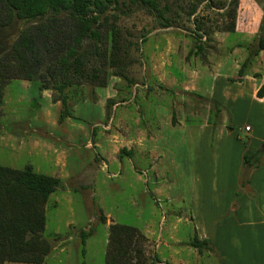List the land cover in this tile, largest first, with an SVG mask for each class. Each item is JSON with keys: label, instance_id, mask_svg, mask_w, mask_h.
Listing matches in <instances>:
<instances>
[{"label": "rangeland", "instance_id": "1", "mask_svg": "<svg viewBox=\"0 0 264 264\" xmlns=\"http://www.w3.org/2000/svg\"><path fill=\"white\" fill-rule=\"evenodd\" d=\"M121 1L125 4H121L116 11L118 20L110 18V21L119 29L120 41L127 49L121 51L123 63H127V78L110 74V51L101 49L100 58L94 59L97 67L105 62L110 72L107 84L96 87L85 79L75 81L78 84L77 93L72 95L75 91L69 90L67 99L72 116L62 110L58 92L41 88L40 81L44 79L45 75L42 73L45 66L35 80L9 79L3 85L1 94L0 164L17 169L32 164L35 171L43 174L52 176L54 172L61 171L67 175L65 188L53 193L45 206L46 223L43 234L53 244L51 253L45 257L46 264H105L108 225L112 220L133 225L140 230L146 223L149 224L150 237H146L145 245L151 264H220L218 254L207 248L198 250L174 244L162 246V237L170 236V233L166 235L165 227L176 219L167 213L168 209L183 213L186 208H190L189 199L191 190L194 189L195 177L201 178L205 170L209 173L203 175L202 184H196L195 194L199 193L206 210L211 205L209 198L213 193L217 198L213 190L212 171L221 167L217 163L212 164L217 158L209 150L211 137L200 149L201 152L198 151L197 127L203 123L228 126L227 115L218 113L219 110H216L208 95L189 92L181 87L186 81L194 79L192 75H205L208 79L211 74L208 64L219 57L218 53L222 51H231L234 61L227 76L231 80L236 79L238 72L233 66L241 65L248 54L247 46L255 44V39L245 40L234 33L215 32L211 34L212 40L204 51V58L193 51L198 41L191 35L194 26L192 18L189 19L186 15L187 7L184 2L182 7L174 5L166 13L170 26L164 27V20L148 12L145 6L132 5L129 0ZM249 2L256 3L254 0H239V5L244 7ZM203 4L204 2L200 4V9ZM202 13L208 25L219 19L215 10L205 9ZM10 33L9 42L15 39L17 27H11ZM262 57L264 59V54ZM255 59L256 56L250 64ZM256 67L262 68L259 65H255ZM43 83L49 85V79L45 77ZM91 94L93 98L90 97ZM80 97L83 99L78 100ZM110 100L115 103L108 118L106 110L110 106ZM61 113L64 114L62 118ZM103 125L114 131L118 140L136 141L141 147H150L153 151L120 147L115 155L122 162L121 173L107 176L106 166L100 165L106 162L100 161V156L106 157L100 148L77 141L75 145L69 146L64 142V137L58 135L59 130L80 128L86 131V136L79 137L80 140H94L98 138L97 131ZM242 135L243 142H246L244 130ZM46 150L47 155L44 156L43 152ZM54 150L60 154L59 161ZM208 158L210 163L205 164ZM149 163L150 171H138L139 168L147 169ZM133 165L136 170L132 168ZM207 165L209 166L206 167ZM231 166L233 163H230L229 168L232 173ZM89 169L93 172L88 175L90 185L79 187L85 182L83 176ZM241 171L242 168L239 175ZM219 174L222 175L221 170ZM138 175L139 181L135 179ZM147 177H150L149 182H146ZM132 178L134 181L130 186L128 181ZM99 180L104 182V187L110 192L104 197L105 211L111 215L105 216V222H100L98 218L99 192H95V187ZM165 184L169 187L168 193L171 196L156 192L162 190V185ZM177 195L181 196L180 200H177ZM216 210L217 214L221 211ZM80 230L91 231L84 244L81 242ZM194 235L191 222H183L172 234L173 238L179 240H187ZM189 249L193 251L192 254H189ZM173 251H177V254L169 257ZM239 252L238 249L229 247L227 259L237 260ZM241 252L246 259L243 262L239 256L238 264H253L254 257L258 256L250 245ZM164 256L168 257L165 261ZM168 259L176 262L171 263Z\"/></svg>", "mask_w": 264, "mask_h": 264}, {"label": "trees", "instance_id": "2", "mask_svg": "<svg viewBox=\"0 0 264 264\" xmlns=\"http://www.w3.org/2000/svg\"><path fill=\"white\" fill-rule=\"evenodd\" d=\"M254 1L262 10V17L254 36L255 44L247 46L248 54L238 69L236 80L242 78L252 59L264 50V0ZM183 2L187 7L186 15L192 18L194 26L191 35L198 41L193 49L196 54L205 57L204 51L213 33L236 31L239 0H129L130 4L145 6L148 12L162 18L164 27L170 26L166 13L174 5L182 7ZM202 2L204 4L200 9ZM121 4L125 2L0 0V104L2 87L9 79L35 80L43 66L45 69L42 74L45 76L40 81L41 88L58 92L62 110L69 116L72 115L67 104L68 91L74 90L72 95L77 93L78 84L75 81L85 79L96 87H104L110 72L111 75L126 79L127 63H123L121 51L127 49L120 41L119 29L110 21V18L118 20L116 11ZM205 9L215 10L219 19L208 25L202 13ZM14 26L17 27L16 37L9 42L10 30ZM101 49L110 51V72L105 62L101 63V67L96 65L94 58H100ZM45 77L49 79V85H44ZM263 93L264 84L258 89L257 96ZM90 97L93 98V95ZM82 99L80 97L78 100ZM108 102L110 106L106 114L109 118L115 102ZM213 103L218 111V103L215 100ZM63 115L61 113V118ZM263 161L264 151L261 148H247L244 151L240 174L242 189L236 191V199L243 189H248L251 170L261 166ZM61 186L60 178L37 172L31 165L17 169L0 164V264H46L45 257L51 253L53 244L43 234L45 206L50 194ZM99 212V221L105 222V216ZM90 234L91 231L80 230L82 244ZM146 241V236L138 227L119 222L110 223L105 264H151L146 254ZM187 244L198 250L211 249L207 240H199L197 237Z\"/></svg>", "mask_w": 264, "mask_h": 264}, {"label": "crops", "instance_id": "3", "mask_svg": "<svg viewBox=\"0 0 264 264\" xmlns=\"http://www.w3.org/2000/svg\"><path fill=\"white\" fill-rule=\"evenodd\" d=\"M261 17L262 11L256 3L249 2L244 7L240 4L236 19V31L233 33L245 40L253 38L258 32ZM220 33L231 34L228 32ZM263 54L264 50L259 52L256 59L250 64L247 70H245L242 78L231 80L229 76H227V73L231 70V63L234 61L233 56L231 51H222L218 53L219 57L215 58L214 61H210L208 64L211 72L208 79L205 75L198 74L197 77L192 75L194 79H192V81H186L181 87L183 90H188L189 92L208 95L212 101L215 100L219 105L218 113H225L227 115L228 126L225 127L224 125L214 124L213 127L211 124L203 123L201 126L197 127L198 151L201 152L200 149L204 147L207 139L209 140L211 137L209 150L211 154H214L217 158V161H212V164L217 163L218 166L221 167V169L215 171L216 173L212 171L213 190L216 192L217 198L213 196V193L212 197L209 198L211 205L209 209L206 210L204 201L203 199L201 201L199 193L197 192L195 194L196 184H202L203 181L201 180L204 179L203 175L209 173V171L205 170L201 178L195 177L194 189L191 190L192 193L189 199L190 208H186L183 213L180 210L168 209L167 213L175 216L176 219L165 227L166 235L170 233V236L162 237L163 247H169L174 244L188 248L191 246L187 243L194 237H197L199 240H207L209 242L211 249L208 250L218 254L220 264H238L239 256L243 259V262L244 259H246V257L242 255V249L250 245L258 254V256L254 257L253 264H264V161L261 166L251 170L248 189H243L237 199L235 198L236 191L241 188L239 173L242 167L244 151L247 148L251 150L261 148V151H263L264 93L262 96H257L258 89L264 84ZM255 65L262 66V68H255ZM184 68L186 69V66ZM233 68H236L238 72L240 65H235ZM205 79L206 82H209L206 83ZM192 82H194V84ZM109 124L111 125V123ZM179 124L181 123H178V125ZM243 125H248L250 127L249 131H244L246 142H243L242 139ZM172 132H176V130H172ZM97 133L98 138L94 140H80L79 137L86 136V131L80 128L59 130L58 135H62L64 137V142L68 143L69 146L75 145V141H77L85 143L84 145H92L95 148H100L103 155L106 156L105 158L100 156L101 162L102 160H106V162H102L103 164L100 163V165L101 167L106 166L107 176H116L121 173L122 162L120 159L117 160L116 158L118 156L115 155L120 147L127 146L130 150L131 148H137L138 151L143 150L144 152L145 150L146 152H150L151 150L150 147H141L136 141L118 140L117 134L111 131L108 126L103 125ZM46 146L51 147L48 144H46ZM102 147H104V149H102ZM46 149L48 150L49 148ZM113 149L115 151H112ZM47 150L43 152L44 156L47 155ZM54 153L58 154L59 152L54 150ZM148 154L150 155V153ZM59 155L60 154H58L57 158L58 161L60 160ZM209 159L210 158L206 159L207 162L205 164L210 163ZM58 161L55 163H58ZM230 163H233V166H231L232 173L229 170ZM28 165L32 166V164ZM208 166L209 165L206 167ZM132 168L136 170L134 165ZM141 169L142 168H139L138 171H143L144 173L150 171V163L147 169ZM91 170L92 169L85 171L83 176L85 182L80 184L79 187L90 185L91 182L88 175L89 173H93ZM220 170L222 171L221 176L219 174ZM214 175L217 176L214 177ZM52 176L64 180L62 186L58 187L53 193L59 189L65 188V179H68L65 173L61 171L54 172ZM135 179L139 181V175ZM129 180L128 185L131 186V182L134 181V179L132 178ZM149 181L150 177H147L146 182ZM206 183L208 184V182ZM153 189L156 191V188ZM95 192H99V195L96 194V196L98 195L97 201L99 204V206L97 205V209L100 210L104 216H111L109 212L105 211L106 205L104 203V197L109 195L110 192L104 187L103 181L100 182L99 180L96 182ZM156 192L162 193V195L165 196H171V194L168 193L169 187L167 184H165V186L162 185V190ZM53 193H51L50 196ZM180 199L181 196L177 195V200ZM234 202L237 203V206H234ZM53 203H56V199H54ZM216 209L221 210L219 214L216 213ZM111 222H113V220ZM183 222H186V224L191 222L193 224L195 235L187 240H179L176 237L173 238L172 234ZM141 231L147 238L150 237L148 233V223L143 226ZM229 247L240 251L237 260L232 258L229 261L227 259V250ZM192 253L193 251L189 249V254ZM174 254L176 255L177 251L171 252L169 257ZM166 258L168 257L164 256V261ZM168 261L171 263L176 262L172 261V259H168Z\"/></svg>", "mask_w": 264, "mask_h": 264}, {"label": "built area", "instance_id": "4", "mask_svg": "<svg viewBox=\"0 0 264 264\" xmlns=\"http://www.w3.org/2000/svg\"><path fill=\"white\" fill-rule=\"evenodd\" d=\"M242 129H243L244 131H249V130H250V127H249L248 125H243V126H242Z\"/></svg>", "mask_w": 264, "mask_h": 264}, {"label": "water", "instance_id": "5", "mask_svg": "<svg viewBox=\"0 0 264 264\" xmlns=\"http://www.w3.org/2000/svg\"><path fill=\"white\" fill-rule=\"evenodd\" d=\"M262 150L264 151V143H263V145H262Z\"/></svg>", "mask_w": 264, "mask_h": 264}]
</instances>
